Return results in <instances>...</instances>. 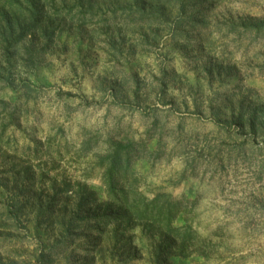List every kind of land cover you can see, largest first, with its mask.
<instances>
[{
  "label": "rangeland",
  "instance_id": "1",
  "mask_svg": "<svg viewBox=\"0 0 264 264\" xmlns=\"http://www.w3.org/2000/svg\"><path fill=\"white\" fill-rule=\"evenodd\" d=\"M38 6L23 38L0 15V264H264V0ZM117 149L181 202L186 254L141 226L83 233Z\"/></svg>",
  "mask_w": 264,
  "mask_h": 264
},
{
  "label": "trees",
  "instance_id": "2",
  "mask_svg": "<svg viewBox=\"0 0 264 264\" xmlns=\"http://www.w3.org/2000/svg\"><path fill=\"white\" fill-rule=\"evenodd\" d=\"M38 4L39 0H0V15L7 23L3 35L11 39L15 35L23 38L32 31L40 29L41 21L46 19V13ZM254 30L257 34H261L264 32V25L254 27ZM129 154L128 151L122 153L121 149H117L102 162L105 164L109 161L105 165V181L110 201L107 205L93 209V213L88 215L89 223L83 233L88 234L87 232L94 230V234L99 235L104 233L108 226L124 224L141 226L146 233L161 241L159 242L160 256H163V253L169 254L174 248L180 254H186L188 248L196 244L198 235L191 228L185 229L176 225L175 222L182 213L181 202L175 201L170 195L160 193L150 199L139 191L135 182L130 179L127 165H124V160L125 158L128 160ZM120 178L129 183L121 187ZM84 196L80 202L82 215L90 207L91 199L88 193ZM103 208L104 211L101 213Z\"/></svg>",
  "mask_w": 264,
  "mask_h": 264
}]
</instances>
